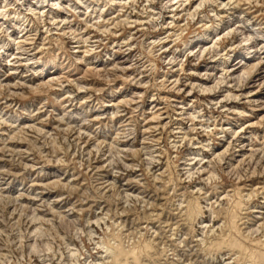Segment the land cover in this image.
Returning a JSON list of instances; mask_svg holds the SVG:
<instances>
[{
    "label": "rangeland",
    "instance_id": "374dc122",
    "mask_svg": "<svg viewBox=\"0 0 264 264\" xmlns=\"http://www.w3.org/2000/svg\"><path fill=\"white\" fill-rule=\"evenodd\" d=\"M3 1L6 2L5 0H0V9L3 8V6H1ZM166 1L167 0H164V2L163 0L162 1L159 0V2L155 4L156 6L153 4L151 6L156 7V9L161 10L163 9V4H165ZM7 2L9 3L10 10L7 13H2V14L0 13V29H1L0 35L2 36V37L0 36V38L5 39L6 41L10 42L9 52L11 53V52H15V46L13 44V41L10 38L16 37L19 34L18 28L14 26L15 23H13L14 19L12 18V15L15 14L13 12V8L14 7L18 8L19 3L14 0H8ZM144 2H145L144 0H140L138 5H136L137 12H138L137 15L140 18L142 17L141 19L144 18L143 16L145 15V12H147L146 8L151 7V6L145 5L146 2L145 3ZM260 2L261 3H259V5H262L264 8V1L260 0ZM218 8L219 6L217 7L211 6V9H218ZM211 9L207 7L204 11H199L196 18L192 21H191V18H188L186 15H184L180 19V21L182 24L184 23V21L185 23L186 21L189 22L188 30L183 32L181 39H177L175 41L166 43V46H168V49L166 50V52H164L165 54H162L163 56L162 55L160 56V53L163 49L161 50L160 49L161 47L157 46L158 47L157 48L156 46L151 45L150 41L152 39H157L158 36L160 37L165 36L168 30L175 31V29H177V27L175 29L173 27L168 28V29L162 28L164 23L168 20L165 17L161 18V20L159 21H156V19H154L155 21H153V23L150 22L151 24H146V26H142V27H145L144 28L145 30L136 28L138 30H135L136 34L133 35L134 40L132 41L133 44L136 46H133V49L129 51L128 56H124L123 53L122 54L118 53V51H113L110 48V44L112 43V40H111L112 37L110 33L107 34V37H105L107 40L105 39L96 50L98 54V58H100L101 60L103 59L105 64L108 66L110 65V67H112L113 64L115 63H112L110 60L105 61L106 55H108V53L112 54L114 52L116 56L119 57V60H120V57L124 59L125 58L128 59V61L125 63L126 65L116 63L118 67L120 66L119 69L116 70L118 71L116 74L117 75L116 77L114 75H108L109 78L108 76L100 77L92 73V74L86 75V79L85 77L82 78L81 70L86 68L85 65L83 64L77 65L80 70L76 71L77 72L76 75L67 76L69 73H65V72L69 68L65 64L64 68L60 67L57 73V75L64 73L65 77H61L59 78V80L56 79V81H52L54 86H51L50 84L49 85L51 87L48 85L41 86L42 84H39L38 82V81H41L39 80V77H36L35 80L33 79L27 80L28 78L33 77L32 71L36 72L39 68L33 69V66L32 67L24 66L25 69L24 67H21L19 69V72H20L19 75L13 76L10 78L9 82L10 84H12V87H5V88L2 87V90L0 87V92H1L0 93V121L2 122V123L0 122V178H1L0 186L1 187H12L11 189L20 188L18 189V191L19 190L20 192L23 191L22 194L24 196L26 195L28 197H31L33 195L32 197L33 198L35 197L36 199V200L35 199L32 200V204L31 203L28 204V206L30 207V210H28L29 212L26 211L28 213H26L25 216L23 215V218L20 219V221H18L19 223L18 222L14 223V221L18 218L17 215L16 217L13 216L14 219H11L13 217L11 216L10 213L12 212L13 207L6 206L5 208L4 203L2 204V201L0 200V231H1L0 232V254L5 252L6 255L10 256V257L4 256L7 259L2 258L3 256L0 257V264L4 263L3 261L5 260H6V263L10 260L16 261V259L17 258L19 259V257L21 258L22 255L25 256L24 258L25 260L23 264H28L29 261H31L30 262L31 264H41V257L39 258V255L43 253L42 251L45 252L47 250L51 253V255L56 254V258L61 259V256L62 257L65 256V248H64L65 241L68 240V239H65V241L61 240L62 237L71 238L73 241L76 240L74 242V244L76 245L75 247L77 248L80 247V249H84V250L86 249L85 251L80 250L82 257L86 259V257H88L89 255H92L98 252L97 250H101L99 248L101 246L99 244H98L99 246L96 244L99 243L102 239L105 240V242L108 239L112 240L111 242L118 240V241H121L125 246H127V245H131L132 241L133 242L138 241L139 237L142 235L145 238H147L149 235L151 236V237L149 236L147 239L152 240L154 238L153 241L155 245H154V248L150 250L152 253H154V255L151 258L150 255H147V253H144V254L142 253L143 255L141 254L140 255L141 257L139 256V258L137 259L138 264H146V263L147 264L148 263L149 264H173V263L174 264H185L186 261H187L186 264H210L212 257L208 254L205 255V253L202 252L204 243L202 240H200V238L202 237V238L208 239L207 234L209 235L211 233L210 234L211 237L208 239L210 240L212 238L217 237V235L220 236L223 232H226V231L228 232V225H227L228 223L226 219L224 218L232 208H236L237 211L240 213V215L245 217L241 221L237 222L238 224L240 223L239 224L240 233L239 235H237V238L242 243L249 245V246H253L254 244H257V242H260L261 248H264V236H263L264 231L261 230V229H264V224H262L264 223V213L263 214L259 213L261 210L264 211V204H263L264 203V196H263L264 195V190H263L264 189V151H263L264 150V146H263L264 145V118L259 120L260 114L261 116L262 114H264V109L262 111H256V112L252 111L251 112L250 109H255V108L258 109V107L253 106L247 102H244L245 103L244 104L242 101L243 99L236 102L238 99L234 100V98L230 96H229L230 99L225 98V100L227 99V101L229 100L231 101V104L227 106V108L225 106H224L225 108L223 107L222 109L221 107H217V109L219 108L217 110L216 107H213V108L210 107L211 99L214 100L219 97L224 98L225 94L223 92H225L224 90H226V88L227 90L225 93H230V94L232 92H235V94H238L242 91L245 92L248 90L247 87L251 84V81H250L251 78L247 77V75L246 77L244 75L243 78L241 77V79H238L239 82L237 81V79L229 80L226 77L227 75L224 76V79H221L222 77L220 76H222V74L223 75L225 74V72L222 71L223 68L221 67L223 66L222 63L224 61L223 57L226 56V54H230L232 52L245 54L246 52H249L248 48L250 47V44L248 41L246 40L244 41V36H242L241 34L233 33L232 35L231 34L227 35L225 38L221 39L222 42L220 41L218 45L216 44L218 47L216 46L215 47L218 48L219 50L215 49V47L212 48L213 50L211 49L209 51L208 50L203 51L202 48L200 47H193V48H187V49L185 48L186 43H191V41L195 42L199 36L203 35L204 29L200 26L201 25L200 21L203 17L202 15L208 14L210 12L209 10ZM164 16H166L165 12H164ZM29 17L32 18V16H29ZM70 19H75L74 21L77 22L79 20V17L74 15V17ZM48 20L49 18L48 19L46 18V22H48ZM20 21H22L21 18H20ZM80 22L81 24H85L83 20H80ZM161 23H163V25ZM198 23H200V25ZM38 24L40 25L41 23H38ZM155 26H157V28ZM91 31H93V33H97L94 30H91ZM178 32L180 33V30H178ZM256 34L260 36L264 34V31L263 32L257 31ZM67 35L66 37L65 36L62 37L60 41H58L59 43L57 42L56 44H54L55 42H53L51 44V47L53 49L50 52L45 51L43 53V57L52 59L53 58L52 54L53 53L55 54V52H59V51L63 52V54L65 52L69 55H72L73 50H74L73 49L74 44L72 42V38H70L71 35H68V36ZM127 35H128V32H124V34H122L121 37L117 39L123 40L124 38H126ZM55 36H56L55 38L59 37V35H55ZM239 40L240 41L242 40V41L239 42ZM107 43L109 45H107ZM58 44H60L59 47H61V50H58L59 47L56 46ZM149 44L151 45V47L149 46L148 48L147 45ZM193 44L196 45L197 43L195 42ZM234 44L236 46V49L232 51L230 48ZM100 48H103V49H100ZM172 48H173V51H172ZM114 50H118V48L114 47ZM200 51H201V55H200ZM63 54L61 53V55ZM41 55H38V57ZM178 57H179V61L181 64L178 63L179 62ZM119 60H117L116 62H119ZM71 62H73V64H76L74 58H72ZM171 62H174L172 66L170 64ZM56 64H58V66L61 65L58 62ZM127 65H128V68H126ZM3 66H4L3 59L1 60L0 58V75L1 74L4 75L5 69L3 68ZM98 66H101V64ZM180 67L182 68L181 71L182 70L184 71L178 72L179 71L178 69ZM174 68L175 69L178 68L176 72L179 74L173 71L175 70ZM262 70H264V68ZM208 72L213 73V75H210V78L206 80L207 81L206 84L214 85L213 86L214 89H212V92L214 93H212L211 91L201 92L203 90L200 89L199 86L197 85L194 86L191 84L197 81H201V79L198 78L199 74L208 73ZM23 73L24 75L29 74V77L28 78L21 77ZM49 74L51 73L48 72L46 77H44L43 79L46 80L47 77L49 78L51 76ZM173 74H176V76ZM128 75L129 76L132 75L131 76L132 78L128 77ZM176 77L179 79L177 81L179 83H176L175 84L176 86H175L174 85L175 82L173 78H176ZM216 77L218 81L215 80ZM186 79H187L186 81L187 83L185 82ZM20 80L21 81L23 80V81L21 82ZM219 80L221 81L219 82ZM57 81L60 82V84H58ZM166 81H169V82L167 83ZM171 81H173L174 83ZM222 81H224L223 82L224 84L221 83ZM230 81L233 86L231 85ZM137 82H139L140 84H137ZM164 83H167V84L164 85ZM228 83L231 85L230 87ZM238 84H242V85H238ZM37 85L39 86V88L41 87L40 88L41 90L39 88L37 90V87L34 88ZM55 85H57L58 87L61 86L60 87L61 89ZM82 85H83V88L81 87ZM92 86L93 88H91ZM189 86H191V88ZM234 86H237V87L234 88ZM43 87H46L47 89ZM223 87H225V89ZM195 88L197 91H195ZM10 89H12L11 90L12 93L14 92L13 94L10 92ZM114 89L116 91L112 92ZM189 89H192V91L190 90L189 92ZM16 90L18 91L16 92ZM176 90L178 91V93ZM262 92H264V89L262 90ZM16 93H18V95ZM233 94L234 93H232L231 95ZM82 95L85 97H83ZM171 97L181 100L182 102L172 101L171 99L173 98ZM258 98L264 102V99H263L264 93L260 94ZM123 99H125V101ZM80 100H82L83 102ZM191 100H195L193 105H191L192 104ZM111 101L114 103L115 102H118V103L114 104ZM63 102L64 103L67 102V104L64 105ZM263 102L261 104L264 107ZM205 103L207 106L205 105ZM178 104H180L181 106L186 104L187 108L185 107L183 108L184 109L183 110L182 107L180 106L178 107ZM154 105L157 106L156 108L161 107L162 111L164 110L163 113L161 114V118L163 119L161 120L160 125L158 124V119L157 120L151 119V116H150L151 115L150 112L156 109V108L153 109ZM228 107L250 111V114H252V117H247L246 119H242L239 113L230 111L231 109L229 110ZM178 108L180 110L182 109V111H180ZM194 108L195 109L197 108L198 111L200 112L197 113V110H195ZM112 111H114L115 113ZM224 112L226 114H224ZM187 114L190 116H188ZM197 114H200L202 116L200 115L198 116ZM209 114L210 116L212 115L213 117L212 116L210 117ZM257 114L259 115L256 116ZM179 115L181 118L179 117ZM76 116L78 117L76 118ZM182 116L184 118H182ZM40 117H43V118H40ZM146 117H150V119L149 118L147 119ZM192 117L193 118L195 117V119H192ZM197 117L198 118L200 117V118L198 119ZM38 120L40 121L38 122ZM253 120L258 121L259 123L253 128L251 129L249 128L245 130L246 135H250L249 132H254L252 134L253 136L251 135L248 140H244L241 137H238L235 133H234L235 135L232 134L233 131L232 132L227 131L229 133L228 134L227 132H222L220 129H218L222 126L230 127L231 125H234L237 123L239 124V122L240 124L241 123L244 124L246 122L249 123ZM24 123L27 126H25ZM56 123H57V126H55ZM192 123L195 124L192 126H195L197 128L196 137H199V139L193 142H190L188 139H183L181 136L183 135L182 132L184 131V129L188 130L191 127L190 125ZM9 124L10 125L15 124L17 127L15 125L13 127L12 125L9 126ZM70 124H71V127L68 126ZM197 124L198 125L200 124V125L198 126ZM215 124L216 126H214ZM19 125L20 127H22V129L20 127L18 128ZM35 125H36V128H35ZM145 125L146 127H144ZM24 126L25 128H23ZM58 126H61V128H59ZM76 126H79V127H76ZM209 126L210 127L214 126V127L213 129L210 128V131H209L208 129ZM41 127H43L46 131ZM69 127L70 129H68ZM142 127L145 129L147 128V129L142 130ZM151 128H153L152 129L153 131H151ZM205 128L206 130H204ZM78 129L81 130V132ZM125 129H128V130L125 131ZM180 130H182L181 133H180ZM15 132L18 134H16ZM176 133L179 135H177ZM122 134H124L125 136ZM9 135L12 137L10 138ZM176 137H178V139ZM3 141L4 142L7 141V142L4 143ZM199 141L205 144L208 141H211L213 144V147L217 148L215 150L216 152L222 151L221 148L224 149V151L221 153L223 155V158H221L222 157L221 155H219L220 157H218L216 154H215L216 156L214 154H211L212 153L211 151L209 152V151H205V149H202V148L200 149L198 147L200 145ZM195 142L197 143V145ZM225 145H228V146H225ZM248 145H250L251 148ZM224 146L226 149L224 148ZM15 147L17 150H19L20 148L19 152L16 154L12 151ZM254 147H256L255 149L256 152L253 149ZM248 148H250L249 152H248ZM197 149L198 150L200 149L199 152L202 151L206 155V159H209L211 162H207L208 165L204 163L203 165L204 167H202L203 169L201 170L192 171L194 174L195 173L196 174L192 175L191 173L189 177L188 172L186 171L184 167H186V163L189 162L187 157H189L190 159L192 158V155L195 156L194 153L198 152ZM257 149L259 151H257ZM148 152H150L151 155ZM226 152L227 154H223ZM238 154H241V155H238ZM242 154L246 157H244ZM211 155L212 156L214 155V156L212 157ZM251 155H253L252 158L250 157ZM242 159L244 160V162L242 161ZM197 164H198V161H197ZM210 166L212 168H210ZM206 169H208V172L206 171ZM210 171L212 172L215 171L216 175L212 172L210 175L209 174ZM205 174H207V176ZM212 174H214L215 176ZM207 177L209 180H206ZM11 181L12 183H10ZM50 181L51 182L54 181L55 183H50L49 184L50 186L49 185L44 186L46 185L45 184L46 182H50ZM56 181H58L59 183ZM42 183L44 184L42 185ZM199 190H200V193H199ZM38 191L42 193H39V194L36 193ZM14 193L17 194V192H12L11 195H15ZM30 193H31V196H30ZM182 194H184L185 196ZM222 195H224V197H222ZM186 196L188 198L185 199ZM196 196L198 197V200H200L198 202L200 203L202 214L196 217V219L194 220V223L195 221L196 223L195 224L193 223V225L190 227L188 226V224L184 223L183 221L184 216L182 215H184L185 213V208H186L189 197L192 198ZM247 196H250V197H247ZM147 199L150 201H148ZM27 201H28L27 199L24 201L20 200L18 201V203L23 202L27 204ZM206 201L207 203L210 202L209 205L211 207L206 203ZM217 201H218V204H217ZM213 202L216 204L214 205ZM35 206L36 208L39 207V210L36 209ZM32 208H35V209H32ZM249 208H252V209L250 210ZM67 210L68 212H66ZM256 211L257 212L259 211L258 212L259 214ZM17 212L19 213L18 210ZM35 213H37L39 216H42L43 218L49 217L48 219H51L53 217L54 219V221L48 220V222L45 221L42 224L43 225L42 228L44 230L42 231L48 234V235L45 234L48 237V241L45 240L44 237L42 238V240H40L41 238L39 237L36 239L33 236L31 237L36 227L38 225H41V224H37L36 219L33 218L32 220L31 217ZM54 214L56 215L54 216ZM259 215L261 216V218L258 219ZM93 220H95L96 222H94ZM88 221H90L89 225L87 224ZM202 222H205L206 225H208L203 235L201 234L203 231L202 229L204 228V227H201ZM256 222L258 223L256 224ZM171 225H173V227ZM161 226L163 227L165 226L164 229ZM213 226L215 228H213ZM90 228H91L90 232L92 233H89V231H86ZM243 228H246V229H243ZM252 228L254 229L252 230ZM209 229L210 230L214 229L215 231L212 230L210 232ZM153 230L156 232H154ZM20 235L21 237H19ZM195 236L196 237L198 236V238H196ZM163 237H165L166 239ZM19 238L20 240L24 239V242L23 241L21 242ZM81 239L82 241H80ZM178 240H180L181 243ZM199 240L202 242L201 245L199 243L200 242ZM167 243H168V246H167ZM236 244L238 243L236 242ZM48 245H50L51 247ZM163 246L165 247L164 248L165 251L161 254L159 252L162 251ZM169 249H171V251H169ZM230 249L231 248L229 246L223 249L222 248L218 249L213 252L216 255L218 254L217 263L219 262L221 263V261L223 260V259L221 260L222 257L225 258L226 262L231 259V253L228 252ZM20 250L22 251V253ZM263 250L264 249H261L260 252L258 253L257 264L259 263L261 264L262 262L264 263ZM151 252L149 254H151ZM174 256L176 257L174 258ZM213 257H215V255ZM230 261H231L230 264H247V262H244L243 260L240 261L241 263L238 261H234L232 259ZM7 264H9V262Z\"/></svg>",
    "mask_w": 264,
    "mask_h": 264
},
{
    "label": "bare ground",
    "instance_id": "6f19581e",
    "mask_svg": "<svg viewBox=\"0 0 264 264\" xmlns=\"http://www.w3.org/2000/svg\"><path fill=\"white\" fill-rule=\"evenodd\" d=\"M6 2L8 0H5ZM17 1L18 4V8L14 7L13 8V12L15 13L14 15H12V18L14 19V26H16L19 30V34L16 37L10 38L13 41V44L15 46V52H9L10 51V42L6 41L5 39L0 38V58L1 60L3 59V68L5 69L4 75H0V87L2 90V87H12V84H10L9 80L11 77L13 76H17L19 75V69L21 67L24 66H33V69L35 68H39L36 72L32 71V78H28L29 74H22L21 77L23 78H28L27 80H35L36 77H39L38 81L39 84H42L41 86H54L52 81H56L59 80V78L61 77H65L64 73L57 75L59 68H64V65L66 64L67 67L69 68L65 73H69L67 76H71V75H76L77 72L80 69L78 68V64H83L85 65V69L81 70L82 72V78L85 77L86 79V75L88 74H96L97 76L103 77V76H108V75H114L115 77L117 76V72L116 70L119 69L118 65L116 63H120V64H125L128 59H124L122 57L116 56V54L113 52L108 53V55H106V59L105 61L110 60L113 64L112 67H110V65H106L105 62L103 61V59L101 60L100 58H98V54L96 52L97 48L99 47L100 44H102V42L106 39L105 37H107V34L110 33L111 35V40L112 43L110 44V48L113 51H118V53H123L124 56H128L129 51H131L133 49V46H136L133 44V40H134V34H136L135 30H138L136 28L139 29H144L145 27L142 26H146V24H151L150 22L153 23V21H155L154 19H156V21L161 20V18L165 17L166 19H168L164 25L163 23H161L163 25L162 28L168 29L173 27L174 29L177 27V29H175V31H170L168 30L165 36L160 37L158 36L157 39H152L150 38V44L153 46H159L161 47L160 49L162 50L160 53V56L162 54H165L164 52H166V50L168 49V46H166V43L171 42V41H175L177 39H181L183 32L188 30V26H189V22L184 21V23L182 24L180 19L186 15L188 18H191V21L194 20L197 16V14L199 13V11H204L207 7L211 9V6H219L218 9H211L209 10L210 12L208 14H204L202 15V19H201V25L200 23H198L203 29H204V33L202 36H199L198 39L195 41L197 44L194 45L193 43H195L194 41H191V43H186L185 44V48H193V47H200L202 48L203 51L206 50H211L212 48H214L215 46L218 47L217 45L220 43V41L222 42L221 39L225 38L227 35H232L233 33H239L242 36H244V41H248L250 44L249 52L244 53H236V52H232L230 54H226V56H224V61H223V66H221L223 68L222 71L225 72V74L220 77H222L221 79H224V76L227 75L226 77L230 80V79H241V77L243 78L244 75L246 77L251 78V84L247 87L248 90L245 92H240L238 94H235V92L233 95H231L230 93H225L226 90H224L225 92H223L224 98H217L214 100H210L211 101V108L213 107H221V109L225 106L227 108V106H229L231 104V101H227V99H230V97H233L234 100L238 99L236 102H238L239 100H242L243 103L247 102L253 106L258 107V109H250L251 112H256V111H262L264 109V107L262 106V100H260L258 98V96H260V94L264 93L262 92V90L264 89V70H262L264 68V34L262 35H258L256 34V32L260 31L263 32L264 31V8L262 5H259L260 0H167L165 2V4H163V9L159 10L156 9V7H152L151 5H155L157 4V2H159V0H144L145 5L147 6H151L146 8L145 15L143 16L144 18L141 19L137 14V6L140 0H14ZM162 1V0H161ZM264 1V0H263ZM2 3L1 6H3V8L0 9V13H7L10 10L9 7V3L7 2ZM164 2V0H163ZM11 3V2H10ZM15 4V3H14ZM143 4V3H142ZM162 4V3H160ZM159 4V5H160ZM13 5V4H12ZM156 6V5H155ZM131 7V8H130ZM260 7V8H259ZM262 7V8H261ZM140 8V7H139ZM138 8V9H139ZM144 8V7H143ZM255 8V9H254ZM254 9V10H253ZM143 12V10H142ZM164 12L166 13V16H164ZM147 13V14H146ZM201 14V13H200ZM5 15V14H4ZM3 15V16H4ZM22 15V16H21ZM77 16L79 17V20L77 22H75V19H70L72 17ZM142 15V14H141ZM29 16H32V18H30ZM185 16V17H186ZM252 16V17H250ZM9 17V16H8ZM81 17V18H80ZM155 17V18H154ZM20 18L22 19V21H20ZM46 18L48 20V22H46ZM9 19V18H8ZM184 19V18H183ZM80 20H83V22L85 24H81ZM186 20V19H185ZM200 20V19H199ZM164 22V21H163ZM183 22V21H182ZM38 23H41L40 25ZM160 23V22H159ZM181 23V24H180ZM195 23V22H194ZM153 27V26H152ZM157 28V26H155ZM161 27V26H160ZM154 29V28H153ZM1 30V29H0ZM94 30L97 33H93ZM145 30V29H144ZM147 30V29H146ZM162 30V29H161ZM159 30V31H161ZM178 30H180V33L178 32ZM143 31V30H142ZM124 32H128V35L126 36V38H124L123 40H119L117 38H120L122 34H124ZM141 32V31H140ZM1 33V32H0ZM154 33V32H153ZM165 33V32H164ZM71 35L70 38H72V42H73V54L69 55L67 53L64 52H55V54L53 53V58L52 59H48L47 57L44 58L43 57V53L45 51L50 52L53 48L51 47V44L53 42H55L54 44H56L58 41H60V39L62 37H66V35ZM127 34V33H126ZM125 34V35H126ZM141 34V33H140ZM11 35V34H10ZM55 35H59L58 38H55ZM67 35V36H68ZM153 35V34H152ZM1 36V35H0ZM13 36V35H12ZM143 36V35H142ZM237 36V35H236ZM2 37V36H1ZM11 37V36H10ZM124 37V36H123ZM141 38V37H140ZM146 38V37H145ZM243 38V37H242ZM241 38V39H242ZM109 39V37H108ZM143 39V38H142ZM141 39V40H142ZM240 39V38H239ZM10 40V41H11ZM107 40V39H106ZM137 40V39H136ZM139 40V39H138ZM231 40V39H229ZM234 40V38H233ZM236 40V39H235ZM227 41V40H226ZM242 41V40H241ZM239 40V42H241ZM59 43V42H58ZM146 43V42H145ZM176 43V42H175ZM180 43V42H179ZM244 43V42H243ZM148 44V42H147ZM147 45V47L149 48V46L151 47V45ZM217 44V45H216ZM71 45V44H70ZM107 45H109L107 43ZM170 45V44H169ZM237 45V44H236ZM243 45V44H242ZM56 46H60V44L56 45ZM114 47H117L118 50H114ZM215 49H218L216 48ZM229 47V46H228ZM247 47V46H246ZM124 48V49H123ZM135 48V47H134ZM158 48V47H157ZM176 48V47H175ZM227 48V47H226ZM63 49V48H62ZM103 49V48H100ZM123 49V50H122ZM153 49V48H152ZM197 49V48H196ZM214 49V50H215ZM232 51H234L236 49L235 44L231 46L230 48ZM58 50H61V47L58 48ZM159 50V49H158ZM175 50V49H174ZM191 50V49H190ZM188 50V51H190ZM213 50V49H212ZM219 50V49H218ZM243 50V49H242ZM111 51V50H110ZM173 51V48H172ZM178 51V50H177ZM196 51V50H195ZM202 51V52H203ZM222 51V50H221ZM220 51V52H221ZM112 52V51H111ZM160 52V51H159ZM183 52V51H182ZM187 52V50H186ZM61 53L63 55H61ZM134 53V52H133ZM138 53V52H137ZM136 53V54H137ZM192 53V52H191ZM195 53V52H194ZM208 53V52H207ZM213 53V52H211ZM210 53V54H211ZM42 54V55H41ZM132 54V53H131ZM181 54V53H180ZM185 54V53H184ZM190 54V52H189ZM198 54V53H197ZM218 54V53H217ZM38 55H41L38 57ZM46 55V54H45ZM122 55V56H123ZM138 55V54H137ZM167 55V54H166ZM171 55V54H170ZM200 55H201V51H200ZM203 55V54H202ZM219 55V54H218ZM222 55V53H221ZM123 56V57H124ZM136 56V55H134ZM163 56V55H162ZM176 56V55H175ZM191 56V55H190ZM194 56V55H193ZM196 56V55H195ZM212 56V55H211ZM215 56V55H214ZM217 56V55H216ZM169 57V56H168ZM184 57V56H183ZM199 57V56H198ZM218 57V56H217ZM72 58L75 59L76 64H73V62H71ZM133 58V57H132ZM135 58V57H134ZM167 59V58H166ZM165 59V60H166ZM117 60H119V62H116ZM164 60V59H163ZM169 60V59H168ZM172 60V59H171ZM177 60V59H176ZM181 60V59H180ZM185 60V59H184ZM212 60V59H211ZM133 61V60H132ZM137 61V60H136ZM173 61V60H172ZM178 61H179V57H178ZM182 61V60H181ZM60 63L61 65L58 66V64L56 63ZM170 62V61H169ZM177 62V61H176ZM215 62V61H214ZM5 63V64H4ZM180 63V61L178 62ZM184 63V62H183ZM203 63V62H202ZM101 66H98L100 65ZM135 64V63H134ZM171 66L172 64H174V62L170 63ZM181 64V63H180ZM209 64V63H208ZM221 64V63H220ZM126 65V64H125ZM133 65V64H132ZM169 65V64H168ZM179 65V64H178ZM195 65V64H194ZM202 65V64H201ZM213 65V64H212ZM98 66V67H97ZM131 66V65H129ZM136 66V65H134ZM176 66V65H175ZM174 66V67H175ZM180 66V65H179ZM178 66V67H179ZM220 67V66H219ZM126 68H128V65L126 66ZM25 69V67H24ZM122 69V68H121ZM124 69V67H123ZM172 69V68H171ZM175 69V68H174ZM178 69V68H177ZM177 69L173 70V71H177ZM181 67L178 69L180 72L181 71ZM184 69V68H183ZM220 69V68H219ZM2 70V69H1ZM217 70V69H216ZM120 71V70H119ZM184 71V70H182ZM181 71V72H182ZM206 71V70H205ZM28 72V71H27ZM51 73L49 75H51L49 78L47 77L46 80H44L43 78L46 77L47 73ZM123 72V71H122ZM131 72V71H130ZM191 72V71H189ZM202 72V71H201ZM80 73V72H79ZM133 73V72H132ZM135 73V72H134ZM177 73V72H176ZM214 73V71H213ZM213 73H202L199 74L198 78L201 79V81H197L194 83H191L192 85H197L200 87V89H202L203 91L201 92H212V89H214V85H208L206 84V80L210 78V75H213ZM219 73V72H218ZM130 74V73H129ZM179 74V73H177ZM193 74V73H192ZM198 74V73H197ZM220 74V73H219ZM31 75V74H30ZM121 75V74H119ZM141 75V74H139ZM176 76V74H173ZM132 76V75H131ZM128 75V77H131ZM172 76V75H171ZM174 76V77H175ZM188 76V75H187ZM194 76V75H193ZM215 76V75H214ZM218 76V74H217ZM252 76V77H251ZM74 77V76H73ZM77 77V76H76ZM134 77V76H133ZM139 77V76H138ZM142 77V76H141ZM170 77V76H169ZM178 77V76H177ZM173 78L174 85L179 79L178 78ZM212 77V76H211ZM219 77V79H220ZM69 78V77H68ZM81 78V77H80ZM109 78V76H108ZM132 78V77H131ZM214 78V77H213ZM212 78V80H213ZM43 79V80H42ZM73 79V78H72ZM125 79V78H124ZM128 79V78H127ZM172 79V78H171ZM196 79V78H195ZM226 79V80H228ZM16 80V79H15ZM79 80V79H78ZM169 80V79H168ZM217 80V77L216 79ZM12 81V80H11ZM14 81V80H13ZM21 81V80H20ZM23 81V80H22ZM21 81V82H22ZM62 81V79H61ZM72 81V80H71ZM128 81V80H127ZM140 81V80H138ZM187 81V79L185 80V82ZM218 81V80H217ZM221 80H219L220 82ZM225 81V80H224ZM224 81H222L221 83H223ZM243 81V80H242ZM245 81V80H244ZM15 82V81H14ZM19 82V81H18ZM58 82V81H57ZM65 82V81H64ZM70 82V81H69ZM75 82V81H74ZM131 82V81H130ZM148 82V81H147ZM167 83L169 81H166ZM181 82V81H180ZM190 82V81H188ZM215 82V81H214ZM236 82V81H235ZM239 82V81H238ZM247 82V81H246ZM16 83V82H15ZM52 83V84H51ZM67 83V82H66ZM73 83V82H72ZM162 83V82H161ZM167 83H164L167 84ZM172 83V84H173ZM187 83V82H186ZM185 83V84H186ZM213 83V81H212ZM218 83V82H217ZM216 83V84H217ZM231 83V81H230ZM243 83V82H241ZM245 83V82H244ZM20 84V83H19ZM28 84V83H27ZM32 84V83H31ZM30 84V85H31ZM37 84V82H36ZM38 84V85H39ZM50 84V85H49ZM58 84H60V82H58ZM79 84V83H78ZM84 84V83H83ZM137 84H140L139 82H137ZM183 84V83H182ZM181 84V85H182ZM210 84V83H209ZM215 84V86H216ZM220 84V83H219ZM224 84V83H223ZM222 84V85H223ZM229 84V83H228ZM227 84V86H228ZM246 84V83H245ZM244 84V85H245ZM25 85V84H24ZM35 86L34 88L37 87V90L39 88V86ZM81 85V84H80ZM170 85V83H169ZM190 85V84H189ZM218 85V84H217ZM232 85V83H231ZM229 84V87L231 86ZM236 85V84H235ZM238 85H242V84H238ZM237 85V86H238ZM247 85V84H246ZM14 86V85H13ZM18 86V85H17ZM22 86V85H21ZM34 86V85H33ZM50 86V87H51ZM57 86V85H55ZM62 86V84H61ZM60 86V87H61ZM94 86V85H93ZM93 86L91 88H93ZM99 86V85H97ZM162 86V85H161ZM173 86V85H172ZM176 86V85H175ZM196 86V88H197ZM220 86V85H219ZM226 86V87H227ZM233 86V85H232ZM237 86H234L237 87ZM15 87V86H14ZM29 87V86H28ZM48 87V88H50ZM58 87V86H57ZM58 87V88H60ZM83 88V85L81 86ZM102 87V86H101ZM124 87V86H123ZM169 87V86H168ZM167 87V88H168ZM171 87V86H170ZM191 88V86H189ZM188 87V88H189ZM193 87V86H192ZM221 87V86H220ZM243 87V86H242ZM41 88V87H40ZM39 88V89H40ZM46 88V87H43ZM42 88V89H43ZM86 88V87H85ZM165 88V89H167ZM174 88V87H172ZM195 88V91H197ZM218 88V87H217ZM216 88V89H217ZM225 89V87H223ZM233 88V87H232ZM13 89V88H12ZM10 89V92L11 90ZM25 89V87H24ZM47 89V88H46ZM61 89V88H60ZM65 89V88H64ZM80 89V88H79ZM78 89V90H79ZM100 89V88H99ZM124 89V88H123ZM171 89V88H170ZM176 89V88H175ZM182 89V87H181ZM36 90V89H35ZM41 90V89H40ZM81 90V89H80ZM89 90V89H88ZM103 90V89H102ZM127 90V89H126ZM174 90V89H173ZM187 90V89H186ZM192 91V89H189ZM219 90V89H218ZM222 90V88H221ZM238 90V89H237ZM4 91V90H3ZM18 90H16L17 92ZM69 91V90H68ZM93 91V90H92ZM96 91V90H94ZM98 91V89H97ZM116 90L114 89L112 92H115ZM177 91V90H176ZM184 91V90H183ZM188 91V90H187ZM194 91V90H193ZM199 91V92H200ZM217 91V90H216ZM241 91V90H240ZM6 92V91H5ZM4 92V93H5ZM20 92V91H19ZM24 92V91H22ZM34 92V91H33ZM40 92V91H38ZM70 92V91H69ZM88 92V91H87ZM101 92V91H100ZM186 92V91H185ZM188 92V93H189ZM229 92V91H228ZM1 93V92H0ZM12 93V92H11ZM14 93V92H13ZM12 93V94H13ZM36 93V92H35ZM119 93V92H118ZM121 93V92H120ZM125 93V92H124ZM138 93V92H137ZM167 93V92H166ZM178 93V91H177ZM193 93V92H192ZM214 93V92H212ZM221 93V92H219ZM18 95V93H16ZM24 94V93H23ZM87 94V93H86ZM183 94V93H182ZM203 94V93H202ZM209 94V93H207ZM22 95V94H21ZM66 95V94H64ZM69 95V94H67ZM71 95V94H70ZM81 95V94H80ZM124 95V94H123ZM163 95V94H162ZM223 95V94H222ZM9 96V95H8ZM13 96V95H12ZM16 96V95H14ZM74 96V95H73ZM79 96V94H78ZM83 96V95H82ZM88 96V95H87ZM174 96V95H173ZM177 96V95H176ZM194 96V95H193ZM230 96V97H229ZM62 97V96H61ZM64 97V96H63ZM85 97V96H83ZM166 97V96H165ZM168 97V96H167ZM125 98V97H124ZM173 98V97H171ZM215 98V97H214ZM225 98H227L225 100ZM60 99V98H58ZM69 99V98H68ZM120 99V98H119ZM127 99V98H126ZM133 99V98H132ZM195 99V98H194ZM264 99V98H263ZM63 100V99H62ZM83 100V98H82ZM80 100V101H82ZM125 101V99H123ZM172 101H176V102H182L181 100H178L176 98L171 99ZM170 100V101H171ZM245 100V101H244ZM64 101V100H63ZM114 101V100H113ZM127 101V100H126ZM133 101V100H132ZM163 101V99H162ZM192 104H194L195 100H191ZM83 102V101H82ZM112 102V101H111ZM110 102V103H111ZM123 102V101H122ZM121 102V103H122ZM188 102V101H187ZM229 102V103H228ZM9 103V101H8ZM61 103V102H60ZM109 103V104H110ZM114 103V102H112ZM118 103V102H115ZM114 103V104H115ZM126 103V102H125ZM162 103V102H161ZM167 103V102H166ZM173 103V102H172ZM191 103V102H190ZM189 103V105H190ZM202 103V102H201ZM235 103V102H234ZM241 103V102H240ZM63 104H67L63 102ZM245 104V103H244ZM264 104V102H263ZM159 105V104H157ZM163 105V104H162ZM172 105V104H171ZM206 105V103H205ZM235 105V104H234ZM248 105V104H246ZM10 106V105H9ZM69 106V105H68ZM113 106V105H112ZM115 106V105H114ZM152 106V105H151ZM182 107L185 108L186 104H184L183 106H181L180 104H178V107ZM207 106V105H206ZM250 106V105H249ZM63 107V106H62ZM72 107V106H71ZM157 106L154 105L153 109L156 108ZM166 107V106H165ZM169 107V106H168ZM167 107V108H168ZM175 107V106H174ZM191 107V106H190ZM224 107V108H225ZM239 107V106H238ZM65 108V106H64ZM151 108V107H150ZM187 108V107H186ZM247 108V107H246ZM254 108V107H252ZM152 109V108H151ZM150 109V110H151ZM164 109V107H163ZM179 109V108H178ZM177 109V110H178ZM182 109L180 111H182ZM195 109V108H194ZM208 109V108H207ZM219 109V108H218ZM217 109V110H218ZM220 109V110H221ZM228 109L232 112L235 113H239L240 117L242 119H246L247 117H252V114H250V111H246L244 109H237V108H232V107H228ZM40 110V109H39ZM43 110V109H42ZM133 110V109H132ZM135 110V109H134ZM149 110V111H150ZM167 110V109H166ZM184 110V109H183ZM195 110H197V113H199L200 111H198V109L196 108ZM200 110V108H199ZM203 110V109H202ZM210 110V109H209ZM36 111V110H35ZM164 111V110H163ZM161 107H158L156 109H154V111L150 112V116L151 119H158V124L160 125V122L163 118H161V114L163 113ZM214 111V110H213ZM40 112V111H39ZM114 112V111H112ZM184 112V111H183ZM188 112V111H187ZM190 112V111H189ZM109 113V112H108ZM115 113V112H114ZM180 113V112H179ZM178 113V114H179ZM191 113V112H190ZM70 114V113H69ZM68 114V115H69ZM141 114V113H140ZM184 114V113H183ZM189 114V113H188ZM187 114V115H188ZM194 114V113H193ZM214 114V113H213ZM224 114H226L224 112ZM67 115V114H66ZM76 115V114H75ZM74 115V116H75ZM111 115V114H110ZM196 115V114H195ZM194 115V116H195ZM198 116L200 114H197ZM234 115V114H233ZM259 114H257L256 116H258ZM45 116V115H44ZM59 116V115H58ZM71 116V115H70ZM99 116V115H98ZM101 116V115H100ZM104 116V115H103ZM109 116V115H108ZM112 116V115H111ZM144 116V115H143ZM190 116V115H188ZM193 116V115H192ZM202 116V115H200ZM205 116V115H204ZM210 116V114H209ZM212 116V115H211ZM210 116V117H211ZM4 117V116H3ZM34 117V116H33ZM60 117V116H59ZM78 116H76L77 118ZM164 117V116H163ZM180 117V115H179ZM213 117V116H212ZM234 117V116H233ZM238 117V116H237ZM239 117V118H240ZM255 117V116H254ZM43 118V117H40ZM62 118V117H61ZM94 118V117H93ZM97 118V116H96ZM111 118V117H110ZM147 119L150 117H146ZM178 118V117H177ZM181 118V117H180ZM182 118H184L182 116ZM187 118V117H185ZM191 118V117H190ZM198 118V117H197ZM200 118V117H199ZM198 118V119H199ZM202 118V117H201ZM264 118V114H260L259 120ZM58 119V118H57ZM64 119V118H63ZM75 119V118H74ZM145 119V118H144ZM146 119V120H147ZM189 119V118H188ZM192 119H195V117ZM190 119V120H192ZM197 119V120H198ZM213 119V118H212ZM217 119V118H216ZM252 119V118H251ZM3 120V119H2ZM33 120V118H32ZM48 120V119H47ZM93 120V119H92ZM210 120V119H209ZM257 120V119H255ZM27 121V120H26ZM31 121V120H30ZM40 120H38L39 122ZM61 121V120H60ZM121 121V120H120ZM127 121V120H126ZM148 121V120H147ZM153 121V120H152ZM202 121V120H201ZM228 121V120H227ZM236 121V120H235ZM240 121V120H239ZM242 121V120H241ZM246 121V120H245ZM1 122V121H0ZM5 122V121H4ZM3 122V123H4ZM16 122V121H15ZM45 122V121H44ZM59 122V121H58ZM165 122V121H164ZM203 122V121H202ZM2 123V122H1ZM8 123V122H7ZM19 123V122H18ZM77 123V122H76ZM130 123V122H129ZM128 123V124H129ZM201 123V122H200ZM209 123V121H208ZM212 123V122H211ZM236 123V122H235ZM247 123V122H246ZM244 123V124H246ZM259 122L258 121H251L249 123H247L246 125L244 124H234L231 125L230 127H220L218 129H220L222 132H229V131H233L232 134H236L238 137H241L244 140H248L250 138V136L254 133V132H249L250 135H246L245 130L246 129H251L254 126H256ZM20 124V123H19ZM27 124V123H26ZM34 124V123H33ZM40 124V123H39ZM114 124V123H113ZM152 124V123H151ZM157 124V123H156ZM164 124V123H163ZM166 124V123H165ZM12 125V124H11ZM9 124V126H11ZM15 124L12 125V127ZM22 125V124H21ZM25 125V123H24ZM32 125V124H31ZM29 125V126H31ZM41 125V124H40ZM54 125V124H53ZM73 125V123H72ZM79 125V124H78ZM111 125V124H110ZM131 125V124H130ZM137 125V124H136ZM155 125V124H154ZM179 125V124H178ZM194 123H192L189 128L188 126V130H185L182 132L183 135L181 136L183 139H188L190 142H193L195 140H198L199 137H196L197 135V128L195 126ZM198 125V124H197ZM200 125V124H199ZM198 125V126H199ZM206 125V124H205ZM208 125V124H207ZM16 126V125H15ZM23 126V125H22ZM27 126V125H25ZM25 126L23 128H25ZM55 126H57V123L55 124ZM67 126V125H66ZM71 127V124L68 125ZM81 126V124H80ZM84 126V125H83ZM149 126V125H148ZM216 126V124L214 125ZM208 127L209 131L210 128L213 129V127ZM219 126V125H217ZM17 127V126H16ZM20 127V125L18 126V128ZM38 127V126H37ZM59 128H61V126H58ZM57 127V128H58ZM70 127L68 129H70ZM75 127V126H74ZM79 127V126H76ZM129 127V126H127ZM126 127V128H127ZM146 127V125L144 126ZM158 127V125H157ZM163 127V126H162ZM167 127V125H166ZM175 127V126H174ZM22 129V127H20ZM29 128V127H28ZM33 128V127H32ZM36 128V125H35ZM43 128V127H41ZM64 128V127H63ZM118 128V127H117ZM122 128V127H121ZM124 128V127H123ZM133 128V126H132ZM155 128V126H154ZM203 128V127H201ZM14 129V128H13ZM38 129V128H37ZM40 129V127H39ZM38 129V130H39ZM44 129V128H43ZM54 129V128H53ZM75 129V128H73ZM145 128L142 127V130H144ZM147 129V128H146ZM145 129V130H146ZM153 128H151V131ZM158 129V128H157ZM181 129V127H180ZM211 129V130H212ZM32 130V129H31ZM45 130V129H44ZM55 130V129H54ZM79 130V129H78ZM124 130V129H123ZM128 129H125V131ZM131 130V129H130ZM133 130V129H132ZM159 130V129H158ZM176 130V129H174ZM206 130V128L204 129ZM253 130V129H252ZM12 131V130H11ZM15 131V130H14ZM17 131V130H16ZM46 131V130H45ZM44 131V132H45ZM51 131V130H50ZM65 131V129H64ZM68 131V130H67ZM81 132V130H79ZM78 131V132H79ZM84 131V130H83ZM117 131V130H116ZM149 131V129H148ZM182 130H180L181 133ZM48 132V131H47ZM71 132V131H69ZM74 132V131H73ZM119 132V131H118ZM131 132V131H129ZM155 132V131H154ZM179 132V130H178ZM215 132V131H214ZM217 132V131H216ZM227 132V133H228ZM14 133V132H13ZM16 133V132H15ZM85 133V132H84ZM87 133V132H86ZM101 133V132H100ZM104 133V132H103ZM121 133V132H120ZM124 133V132H123ZM256 133V132H255ZM18 134V133H16ZM88 134V133H87ZM106 134V133H105ZM125 134V133H124ZM122 134V135H124ZM128 134V132H127ZM177 134V133H176ZM229 134V133H228ZM234 134V135H235ZM14 135V134H12ZM117 135V134H116ZM132 135V134H131ZM148 135V134H147ZM158 135V134H157ZM179 135V134H177ZM200 135V134H199ZM223 135V134H221ZM232 135V136H234ZM10 136V135H9ZM105 136V135H104ZM113 136V135H112ZM120 136V135H119ZM125 136V135H124ZM231 136V135H230ZM253 136V135H252ZM12 136H10L11 138ZM14 137V136H13ZM19 137V136H18ZM51 137V136H50ZM66 137V136H65ZM64 137V138H65ZM154 137V136H153ZM179 137V136H178ZM178 137H176L178 139ZM237 137V138H238ZM9 138V137H8ZM9 138V139H10ZM17 138V137H16ZM98 138V137H97ZM151 138V137H150ZM175 138V139H176ZM211 138V137H210ZM220 138V137H219ZM174 139V140H175ZM180 139V138H179ZM182 139V140H183ZM234 139V138H233ZM49 140V139H48ZM54 140V139H52ZM160 140V139H159ZM208 140V139H207ZM241 140V139H240ZM15 141V140H14ZM25 141V139H24ZM80 141V140H79ZM98 141V140H96ZM206 141V140H205ZM215 141V140H214ZM229 141V140H227ZM226 141V142H227ZM4 142V141H3ZM7 141H5L4 143H6ZM49 142V141H48ZM88 142V141H87ZM104 142V141H103ZM134 142V141H133ZM204 142V141H203ZM220 142V141H219ZM225 142V143H226ZM243 142V141H242ZM102 143V142H101ZM154 143V141H153ZM157 143V142H155ZM196 143V142H195ZM200 145L198 146L200 149H205V151H211V154H216L218 157H220L219 155H221L223 158V155L221 154L224 149L221 148L222 151H215L217 148L213 147V144L211 141H208L206 144L202 143L201 141H199ZM33 144V143H32ZM88 144V143H87ZM112 144V143H111ZM122 144V143H121ZM124 144V143H123ZM189 144V143H188ZM232 144V143H231ZM245 144V143H244ZM102 145V144H101ZM129 145V144H128ZM144 145V144H143ZM179 145V144H178ZM182 145V144H181ZM197 145V143H196ZM242 145V144H241ZM18 146V145H17ZM36 146V145H35ZM92 146V145H91ZM94 146V145H93ZM126 146V145H125ZM228 146V145H225ZM224 146V148H225ZM239 146V145H238ZM250 147V145H248ZM247 146V147H248ZM264 146V145H263ZM8 147V146H7ZM113 147V146H112ZM145 147V146H144ZM175 147V146H174ZM181 147V146H180ZM234 147V146H233ZM243 147V146H241ZM262 147V145H261ZM4 148V147H3ZM11 148V147H10ZM18 148V147H17ZM33 148V147H32ZM40 148V147H38ZM93 148V147H92ZM117 148V147H116ZM126 148V147H125ZM146 148V147H145ZM193 148V147H192ZM230 148V147H229ZM251 148V147H250ZM248 148V152L249 149ZM97 149V148H96ZM121 149V148H120ZM133 149V148H132ZM195 149V148H194ZM199 149V150H200ZM226 149V148H225ZM254 150L256 149V147L253 148ZM6 150V149H5ZM8 150V148H7ZM20 150V148H19ZM19 150L16 149V147L12 150L15 154L19 152ZM118 150V149H116ZM135 150V149H134ZM198 150V149H197ZM197 153H194L195 156L192 155V158L189 159V162L186 163V167H184L186 169V171L188 172V176L192 173V175L194 174L192 171L194 170H201L203 169L202 167H204V163H206L208 165L207 162H211L209 159H206V155L200 151ZM47 151V150H46ZM65 151V150H64ZM137 151V150H136ZM140 151V150H139ZM142 151V150H141ZM152 151V150H151ZM150 151V152H151ZM193 151V149H192ZM204 151V150H203ZM242 151V150H240ZM257 151H259L257 149ZM264 151V150H263ZM40 152V151H39ZM55 152V151H54ZM107 152V151H106ZM150 152H148L150 154ZM196 152V151H195ZM208 152V153H209ZM246 152V151H245ZM256 152V150H255ZM262 152V151H261ZM22 153V152H21ZM120 153V152H119ZM136 153V152H135ZM252 153V152H251ZM118 154V153H117ZM138 154V153H137ZM154 154V153H153ZM223 154H227L223 153ZM12 155V153H11ZM19 155V154H18ZM25 155V154H24ZM41 155V154H40ZM151 155V154H150ZM190 155V154H189ZM213 155V156H214ZM215 155V156H216ZM241 155V154H238ZM243 155V154H242ZM246 155V153H245ZM248 155V154H247ZM16 156V155H15ZM21 156V154H20ZM145 156V155H144ZM149 156V155H147ZM146 156V157H147ZM212 156V155H211ZM212 156V157H213ZM244 156V155H243ZM233 157V156H232ZM231 157V158H232ZM246 157V156H244ZM251 158L253 157V155L250 156ZM31 158V157H30ZM219 158V159H221ZM229 158V157H228ZM59 159V158H58ZM237 159V158H236ZM235 159V160H236ZM247 159V158H246ZM145 160V159H144ZM151 160V159H150ZM154 160V159H153ZM187 160V161H188ZM218 160V159H217ZM239 160V159H238ZM237 160V161H238ZM15 161V160H14ZM198 161V164H197ZM214 161V160H213ZM222 161V160H220ZM242 161L244 162V160L242 159ZM228 162V161H227ZM231 162V161H230ZM235 162V161H234ZM236 163V162H235ZM234 163V164H235ZM185 164V163H184ZM215 165V164H214ZM135 166V165H134ZM137 166V165H136ZM185 166V165H184ZM212 166V165H211ZM210 166V168H212ZM229 166V165H228ZM231 166V165H230ZM237 166V165H235ZM206 167V166H205ZM240 167V166H239ZM89 168V167H88ZM205 169V168H204ZM214 170V169H213ZM85 171V170H84ZM206 171L208 172V169H206ZM151 172V171H150ZM199 172V171H198ZM201 172V171H200ZM204 172V171H203ZM211 172H209V174L211 175ZM10 173V172H9ZM205 173V172H204ZM212 173H215V171H213ZM251 173V172H250ZM162 174V173H161ZM196 174V173H195ZM194 174V175H195ZM200 174V173H199ZM212 174V175H214ZM207 176V174H205ZM214 175V176H215ZM96 176V175H95ZM187 176V177H188ZM197 176V175H196ZM231 176V175H230ZM240 176V175H239ZM190 177V176H189ZM211 177V176H210ZM213 177V176H212ZM78 178V177H77ZM155 178V177H154ZM202 178V177H201ZM205 178V177H204ZM215 178V177H214ZM1 179V178H0ZM70 179V178H69ZM188 179V178H187ZM220 179V178H219ZM238 179V178H237ZM52 180V179H51ZM190 180V179H189ZM203 180V179H202ZM201 180V181H202ZM206 180H209L208 177L206 178ZM205 180V181H206ZM173 181V180H172ZM58 182V181H56ZM60 182V180H59ZM58 182V183H59ZM209 182V181H208ZM12 183V181L10 182ZM45 183V182H44ZM42 183V185L44 184ZM50 183H55L54 181H50V182H46L44 186L49 185ZM63 183V182H62ZM32 184V183H31ZM198 184V183H197ZM242 184V183H241ZM240 184V185H241ZM248 184V183H247ZM251 184V183H250ZM6 185V184H5ZM9 185V184H8ZM34 185V184H33ZM36 185V184H35ZM40 185V184H39ZM57 185V184H56ZM65 185V184H64ZM67 185V184H66ZM75 185V184H74ZM73 185V186H74ZM103 185V184H102ZM30 186V185H29ZM50 186V185H49ZM201 186V185H200ZM239 186V185H238ZM261 186V185H260ZM197 187V186H196ZM216 187V186H214ZM248 187V186H247ZM263 187V186H262ZM12 187H1L0 186V200L2 201V204L4 203V206L6 208V206H11L12 208V212L10 213L11 216L16 217L17 215V219L14 221V223H17L18 221H20V219L23 218V215L25 216L26 213H28L30 210V207L28 206L29 203L32 204V200L35 199V197L33 198L28 197V196H24L22 194V192H20V190L18 191V189H11ZM67 188V187H66ZM202 188V187H201ZM200 188V189H201ZM251 188V187H250ZM25 189V188H24ZM199 189V188H198ZM233 189V188H232ZM263 189V188H262ZM32 190V189H31ZM30 190V191H31ZM76 190V188H75ZM195 190V189H193ZM213 190V189H212ZM244 190V189H243ZM249 190V189H248ZM264 190V189H263ZM181 191V190H180ZM188 191V190H186ZM203 191V190H202ZM208 191V190H207ZM233 191V190H231ZM245 191V190H244ZM254 191V190H252ZM12 192H17L14 193L15 195H11ZM225 192V191H224ZM242 192V191H241ZM5 193V194H4ZM36 193H42L40 191L36 192ZM82 193V192H81ZM110 193V192H109ZM183 193V192H182ZM200 193V190H199ZM207 193V192H206ZM228 193V192H227ZM255 193V192H254ZM27 194V193H25ZM104 194V193H103ZM122 194V193H121ZM205 194V193H203ZM249 194V193H248ZM81 195V194H80ZM136 195V194H135ZM184 195V194H182ZM228 195V194H227ZM253 195V194H252ZM255 195V194H254ZM260 195V194H258ZM257 195V196H258ZM262 195V194H261ZM185 196V195H184ZM202 196V195H201ZM200 196V197H201ZM212 196V195H211ZM251 196V195H250ZM247 196V197H250ZM264 196V195H263ZM127 197V196H126ZM148 197V196H147ZM177 197V195H176ZM222 197H224V195H222ZM227 197V196H226ZM241 197V196H240ZM246 197V198H247ZM38 198V196H37ZM54 198V197H53ZM109 198V196H108ZM188 198L187 196L185 197V199ZM28 200L27 204L25 203H18V201H24V200ZM62 199V198H61ZM153 199V198H152ZM220 199V198H219ZM259 199V198H258ZM36 200V199H35ZM57 200V199H56ZM148 200V199H147ZM212 200V199H211ZM150 201V200H148ZM172 201V200H171ZM200 200H198V197H192L188 199L187 201V205L185 208V213L183 221L185 224H188V226H192L194 223V220L196 219V217H198L200 214H202L201 211V206L200 203L198 202ZM215 201V200H214ZM154 202V200H153ZM220 202V201H219ZM144 203V202H143ZM148 203V202H147ZM176 203V202H175ZM207 203V201H206ZM210 202H208L207 204L209 205ZM214 203V202H213ZM156 204V203H155ZM182 204V203H181ZM203 204V203H202ZM216 203H214L215 205ZM218 204V201H217ZM236 204V203H235ZM260 204V203H259ZM264 204V203H263ZM149 205V204H148ZM147 205V206H148ZM229 205V204H228ZM237 205V204H236ZM39 206V205H38ZM163 206V205H162ZM210 206V205H209ZM208 206V207H209ZM219 206V205H218ZM153 207V206H152ZM159 207V206H158ZM179 207V206H178ZM211 207V206H210ZM215 207V206H214ZM217 207V206H216ZM252 207V206H251ZM36 208V206H35ZM32 208V209H35ZM157 208V207H156ZM36 209L39 210V207H37ZM43 209V208H42ZM63 209V208H62ZM68 209V207H67ZM211 209V208H210ZM250 210L252 208H249ZM260 209V208H259ZM17 210L19 211V213L17 212ZM76 210V209H75ZM170 210V209H169ZM178 210V209H177ZM28 211V212H26ZM36 211V210H34ZM59 211V210H58ZM21 212V213H20ZM39 212V211H38ZM52 212V211H51ZM68 212V210L66 211ZM89 212V211H88ZM150 212V211H149ZM152 212V211H151ZM211 212V211H210ZM257 212V211H256ZM259 212V211H258ZM257 212V213H258ZM45 213V212H44ZM56 213V211H55ZM180 213V212H179ZM224 213V212H223ZM222 213V214H223ZM253 213V212H252ZM259 213H264L263 210H261ZM258 213V214H259ZM6 214V213H5ZM227 214V213H226ZM242 214V213H241ZM56 214H54L55 216ZM92 215V214H91ZM60 216V215H59ZM62 216V215H61ZM105 216V215H104ZM11 218V219H14ZM66 217V216H65ZM109 217V216H108ZM152 217V216H151ZM32 220L33 218L36 219L37 224H43V222L50 220V221H54L53 217L51 219H48L49 217H45L43 218L42 216H39L37 213L33 214V216L31 217ZM67 218V217H66ZM178 218V217H177ZM214 218V217H213ZM243 218L242 215H240V213L237 211L236 208H232L228 214L225 216L224 219H226L227 221V225H228V232H223L220 236L217 235V237L212 238L210 240H208L211 237V233L208 235L207 234V238H200V240L203 241L204 246L202 248V252L205 253V255H210L211 258V263L210 264H230V260H234V261H244L247 262V264H257V259H258V253L260 252L261 249V243L257 242V244H254L253 246H249L246 245L244 243H242L238 238L237 235H239L240 233V228H239V224L237 223L238 221H241ZM261 218V216H258V219ZM263 218V217H262ZM69 219V218H68ZM72 219V218H71ZM97 219V218H96ZM95 219V220H96ZM99 219V217H98ZM101 219V218H100ZM145 219V218H144ZM158 219V218H157ZM4 220V219H3ZM95 220H93L94 222H96ZM58 221V220H57ZM77 221V220H76ZM75 221V222H76ZM113 221V220H112ZM149 221V220H148ZM179 221V220H178ZM182 221V220H181ZM262 221V220H261ZM88 221V225H89ZM173 222V221H172ZM180 222V221H179ZM206 222V221H205ZM205 222L201 223V227H204L202 230V235L203 233H205V230L207 228L208 225H206ZM250 222V221H249ZM5 223V222H4ZM13 223V222H12ZM19 223V222H18ZM35 223V222H34ZM51 223V222H49ZM98 223V222H97ZM114 223V222H113ZM163 223V222H162ZM196 223V221H195ZM194 223V224H195ZM209 223V222H208ZM221 223V222H220ZM258 222H256L257 224ZM260 223V222H259ZM77 224V223H76ZM96 224V223H95ZM99 224V223H98ZM174 224V223H173ZM182 224V223H181ZM184 224V225H185ZM211 224V223H210ZM264 224V223H262ZM20 225V224H19ZM38 225L36 227V229L33 231L31 237L33 236L35 239L36 238H41L40 240H42V238L44 237L45 240L48 241V237L46 235H48L47 233L43 232V225ZM62 225V224H61ZM142 225V224H141ZM183 225V224H182ZM197 225V224H196ZM219 225V224H218ZM243 225V224H242ZM246 225V224H245ZM2 226V225H1ZM85 226V225H84ZM114 226V225H113ZM143 226V225H142ZM167 226V225H166ZM173 227V225H171ZM217 226V225H216ZM20 227V226H19ZM51 227V226H50ZM79 227V226H78ZM90 227V226H89ZM88 227V228H89ZM108 227V226H107ZM163 227V226H161ZM165 227V226H164ZM163 227V229H164ZM219 227V226H218ZM250 227V226H249ZM87 228V227H86ZM158 228V227H157ZM177 228V227H176ZM182 228V227H181ZM212 228V227H211ZM213 228H215L213 226ZM248 228V227H247ZM57 229V228H56ZM220 229V228H219ZM246 229V228H243ZM251 229V228H250ZM254 228H252L253 230ZM2 230V229H1ZM43 230V231H42ZM91 228L86 230L90 232ZM138 230V229H137ZM156 230V229H154ZM153 230V231H154ZM172 230V229H171ZM177 230V229H176ZM187 230V229H186ZM195 230V229H193ZM210 230V229H209ZM213 231H215L214 229H212ZM210 230V232L212 231ZM264 231V229H261ZM3 231V230H2ZM79 231V230H78ZM174 231V230H173ZM185 231V229H184ZM183 231V232H184ZM222 231V230H221ZM1 232V231H0ZM4 232V231H3ZM2 232V233H3ZM142 232V230H141ZM145 232V230H144ZM156 232V231H154ZM153 232V234H154ZM158 232V231H157ZM164 232V231H163ZM208 232V231H207ZM252 232V231H251ZM5 233V232H4ZM85 233V232H84ZM88 233V232H87ZM167 233V232H166ZM171 233V232H170ZM177 233V232H176ZM175 233V234H176ZM179 233V232H178ZM218 233V232H217ZM264 233V232H263ZM46 234V235H45ZM58 234V233H57ZM147 234V232H146ZM162 234V233H161ZM181 234V233H180ZM200 234V235H201ZM142 235V234H141ZM152 235V234H151ZM172 235V234H171ZM201 235V236H202ZM24 236V235H23ZM76 236V235H75ZM150 236V235H149ZM148 236V237H149ZM167 236V235H166ZM173 236V235H172ZM182 236V235H181ZM264 236V235H263ZM21 237V235L19 236ZM79 237V236H77ZM129 237V236H128ZM147 237V236H146ZM147 237V238H148ZM151 237V236H150ZM161 237V236H159ZM177 237V236H175ZM186 237V236H185ZM196 237V236H195ZM82 238V236H81ZM102 238V237H101ZM145 238L143 235L139 237V240L136 242H131V245H127L125 246L121 241L115 240L114 242H111L112 240H107L105 242V240H101L99 243H97L96 245H100L101 247H99L101 250H97L98 252H96L95 254L89 255L88 257H86V259H84L81 255V251L80 250H84V249H80L75 247L76 245L74 244V242L71 238H61V240L68 239L67 241H65V256H61V259L56 258V254L51 255V253L47 250V251H42L43 253H41L39 255V258L41 257V264H138L137 263V259L139 258V256L143 253H147V255H150V257L152 258V256L154 255V253H152L150 250H152L154 248V241L153 239H147ZM156 238V237H155ZM165 238V237H163ZM162 238V240H163ZM170 238V237H169ZM182 238V237H181ZM180 238V239H181ZM190 238V237H189ZM188 238V239H189ZM198 238V236L196 237ZM34 239V240H35ZM138 239V238H137ZM157 239V238H156ZM160 239V238H158ZM166 239V238H165ZM168 239V238H167ZM262 239V238H261ZM20 240V238H19ZM100 240V239H99ZM173 240V239H172ZM199 240V241H200ZM208 240V241H207ZM21 242H24V239L20 240ZM82 241V239L80 240ZM177 241V240H176ZM180 241V240H178ZM188 241V240H187ZM34 242V241H33ZM50 242V241H49ZM173 242V241H172ZM236 242L238 244H236ZM80 243V242H79ZM95 243V242H94ZM159 243V242H158ZM166 243V242H165ZM181 243V241H180ZM179 243V244H180ZM192 243V242H191ZM201 245V241L199 242ZM21 244V243H19ZM29 244V243H28ZM47 244V242H46ZM78 244V243H77ZM186 244V243H185ZM184 244V245H185ZM18 245V244H17ZM24 245V244H22ZM80 245V244H79ZM78 245V246H79ZM98 245V246H99ZM160 245V244H159ZM181 245V244H180ZM50 246V245H48ZM64 246V245H63ZM168 246V243H167ZM173 246V245H172ZM230 246V250L228 251L229 253H231V259L229 261L226 262L225 258L222 257L221 263H217L218 261V257L216 254H214L213 252L218 250V249H223L225 247H229ZM21 247V246H20ZM51 247V246H50ZM83 247V246H81ZM195 247V246H194ZM197 247V246H196ZM201 247V246H200ZM165 247L163 246L162 251L159 253H163L165 251L164 249ZM169 248V247H168ZM167 248V249H168ZM175 248V247H174ZM178 248V247H177ZM39 249V248H38ZM161 249V248H160ZM9 250V249H8ZM23 250V249H22ZM35 250V249H34ZM86 250V249H85ZM84 250V251H85ZM193 250V248H192ZM2 251V250H1ZM14 251V250H13ZM21 251V250H20ZM55 251V250H54ZM83 251V252H84ZM169 251H171V249H169ZM174 251V250H173ZM224 251V250H223ZM24 252V251H23ZM58 252V251H57ZM151 252V254H149ZM157 252V251H156ZM201 252V251H200ZM226 252V251H225ZM264 252V250H263ZM4 253V254H3ZM0 254V257L7 259L4 256H8L6 255L5 252H3ZM22 253V251H21ZM60 253V252H59ZM158 253V252H157ZM156 253V254H157ZM219 253V252H218ZM29 254V253H28ZM142 254V255H143ZM155 254V255H156ZM183 254V253H182ZM165 255V254H164ZM176 255V254H175ZM215 255V257H213ZM21 256V255H20ZM184 256V255H183ZM189 256V255H188ZM16 257V256H15ZM141 257V256H140ZM146 257V256H145ZM149 257V256H148ZM176 256H174L175 258ZM179 257V256H178ZM25 256L22 255V257L19 259L17 258L16 261H8L9 264H23ZM160 258V257H159ZM194 258V256H193ZM230 258V257H229ZM10 259V258H9ZM8 259V260H9ZM150 259V258H149ZM185 259V258H184ZM183 259V260H184ZM154 260V259H153ZM181 260V259H180ZM179 260V261H180ZM191 260V259H190ZM144 261V260H143ZM189 261V260H188ZM204 261V260H203ZM4 263L2 264H7L6 260L3 261ZM31 261H29L28 264ZM146 262V261H145ZM260 262V261H259ZM154 263V262H153ZM160 263V262H159ZM165 263V261H164ZM187 263V261H186ZM185 263V264H186ZM189 263V262H188ZM203 263V262H201ZM241 263V262H240ZM147 264V263H146ZM149 264V263H148ZM174 264V263H173ZM260 264V263H259ZM261 264H264L263 262Z\"/></svg>",
    "mask_w": 264,
    "mask_h": 264
}]
</instances>
